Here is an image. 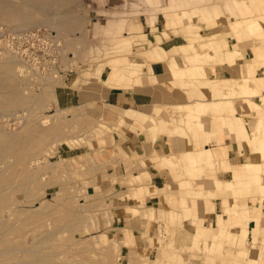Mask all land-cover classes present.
Returning <instances> with one entry per match:
<instances>
[{
	"label": "rangeland",
	"instance_id": "1",
	"mask_svg": "<svg viewBox=\"0 0 264 264\" xmlns=\"http://www.w3.org/2000/svg\"><path fill=\"white\" fill-rule=\"evenodd\" d=\"M11 1L17 5L21 2ZM236 1L54 0L52 14L48 17L39 15L40 23L36 25L0 19V222L6 223L8 231L13 232L7 237V245L42 248L43 253L36 257L44 255L46 264L258 262L255 254L261 247H257V243L264 237V226L260 225L264 223V187L256 181L246 187L215 184L214 198L227 197L226 193H231L235 206L226 209L225 213L236 215L237 211V219L248 227L247 235L244 227L239 234L224 228L223 216H219L217 225L209 226L215 231L206 233L203 222L193 221L191 223L198 225L197 233L185 237L183 222L191 217L188 200L212 199L202 187L191 183H184L185 195L180 191L174 193L179 198L176 205H171V195L166 196L167 206L171 205L177 212L159 210L157 213L151 209L141 214L149 230H153L154 224L159 227L157 236L153 232L156 240L150 239L148 234L145 236L148 249L131 248V242L123 244L108 235L116 216L130 213L136 218L139 215L135 209L125 212L114 202L116 197L123 195L117 192L116 185L123 186L126 182L107 175V164L112 163L113 155L117 156L109 149V142L120 141L128 135L156 140L162 130L170 126L176 129L175 134L191 132L194 127H204L201 118L209 113L220 115L225 126L233 132L231 118L235 109L231 102L206 103L209 104L207 113L200 114L188 108L197 102L181 109L174 105L147 107L141 111L120 110L101 102L64 110L58 107L56 98L59 89L69 84L79 88L88 82H100L108 71H112L107 83L110 86L126 78L128 81L133 79L132 86L150 87L177 74L174 81L202 79L207 82L204 68L226 59L212 49L215 58L206 56L211 39L218 41L223 52L239 49L223 44L218 27L225 22L223 17L226 16V24L232 32L228 35L237 37L239 43L255 40L263 44L264 28L249 32L245 22L253 14L264 13L263 0H255L262 5L260 13L246 11V14H242L241 8L233 7ZM230 18L236 22H231ZM157 23L184 36L188 45L170 52L163 50L160 38L146 36L143 32L145 25L147 32L155 34ZM204 29H212L213 33L203 36L201 31ZM254 53V62L259 63L254 66V62L246 61L242 79L247 75L256 76L257 68L264 65V49L261 52L259 48ZM238 55L234 52L230 57L236 59ZM177 56L183 58L184 65L177 61ZM137 58L143 61L138 62ZM153 61L161 62L166 69L155 74ZM5 64L11 74L6 72ZM179 68L181 71L174 74ZM245 83L242 80L208 81L207 86L220 96L231 91L245 98L261 97V103L247 102L245 113L249 120L244 119L241 124L243 139L238 136L244 145L253 139L260 147L258 151L247 148L252 160L234 168V183L239 185L241 180H248L249 169L256 171L260 166L259 174L264 184V93H257ZM140 112L146 115L145 122L135 119ZM161 161L164 166H175L171 157H163ZM198 165L204 169L198 171L199 175L212 179L216 165ZM191 167H195V162L183 169L189 177ZM109 180L113 187L108 186ZM138 181L141 179L134 180ZM248 198L254 206L248 213H257L254 215L257 218L245 213L243 200ZM258 201L259 208L256 207ZM250 224L254 226L252 242L248 241ZM227 225L230 227L228 222ZM206 236L212 240L206 241ZM263 261V257L259 259L260 263Z\"/></svg>",
	"mask_w": 264,
	"mask_h": 264
},
{
	"label": "crops",
	"instance_id": "2",
	"mask_svg": "<svg viewBox=\"0 0 264 264\" xmlns=\"http://www.w3.org/2000/svg\"><path fill=\"white\" fill-rule=\"evenodd\" d=\"M223 18L225 22L218 26L222 42L228 48L239 47L236 50L239 55L235 60L224 59L222 62H219V60L217 64L208 65L205 72L209 82L241 80L244 77L246 61L254 62V51L256 52L262 46L261 43L255 40L239 43L237 37L228 35L232 32L230 26L226 24V16ZM230 19L231 22H236L234 18ZM155 29L156 33L152 34L149 31L147 32L145 25H143L144 34L160 38L162 40L160 47L166 52L188 45V40L184 36L175 34L172 29L167 30L164 28L163 23H157ZM212 33V29L201 31V35L203 36ZM176 59L179 63H182L181 65H184L181 56H177ZM136 60L138 62L143 61L142 58H137ZM258 63L259 61H256L253 65L256 66ZM151 64L153 65L155 74L161 73L163 68L161 62L153 61ZM261 75H264V65L257 68L256 76L263 77ZM111 76L112 71H108V74L105 72L102 75L100 82H88L86 86H79V88L69 84L67 87L59 89L56 97L58 107L66 110L81 105L105 102L120 110L132 109L141 111V109L147 107H168L190 105L196 102L211 103L224 101L231 102L235 109V115L232 117L234 133L225 126L220 115L209 113L201 118L204 125L203 130L194 127L191 132L186 130L183 133L178 131L175 134L176 129L170 126L163 129L156 140L142 135H138L137 138L134 135H128L120 141L109 142V149L115 151L117 156L114 157L113 155L112 163L107 164V175L111 179H124L126 182L123 186L116 185L117 192L123 195L121 198H114V202L119 203L125 212L127 210L132 212V209H135L139 212V215L136 218L130 213H126L121 217L116 216L111 228L108 230V235L123 244L131 242L132 244L129 246L131 248L143 250L149 248V242L145 236L148 234L150 239L156 240L159 227L157 224H154L153 230H149L148 224L144 222L145 220L141 219L142 213L149 212L151 209H154L157 213L159 210L165 212L173 211L172 206L179 202V198L177 199V195H174V193H178L179 191L183 193L186 190L185 184L188 183L202 187L205 192H214L216 186L215 180L221 184L234 182V168L243 166L252 160L251 153L247 151L246 144H242V140L239 141L240 137L242 136L241 138L243 139L244 136L241 132V124L244 123V119H248L246 118L248 115L245 113L247 102L261 103L262 101L261 97L250 99L235 95L231 91H226L225 96H220V93H216L212 88L207 86L208 81L206 82L202 79L170 80L148 87L146 85L132 86L133 79L128 81L125 78L121 82L110 86L107 83H109ZM136 118L139 122H145L147 117L140 112L136 115ZM236 123H239V125ZM250 132L248 130V134ZM239 135L241 136L238 137ZM201 150L211 151L217 163L214 169L216 173H212V179H208L203 174L199 175L200 170H204L199 167L189 168L191 177L187 176V173L183 171L184 168L189 166V154H194V152L196 153ZM163 157H171L175 162V166L173 168L164 166L161 161ZM145 163L147 164L145 165ZM193 175L195 176L192 177ZM138 178L141 181L134 182ZM113 185L109 180L108 186L113 187ZM249 191L251 194L253 193L252 188ZM171 192L172 194H170ZM167 195H171L172 197V206H167ZM226 195L227 197H217L211 200L207 199V201L203 199L197 201L188 200L191 208L189 215L191 217L183 222L182 231L185 237L197 233L198 225L191 222H203L205 227L212 226L214 228L218 223L219 216H223L222 226L224 228H228L229 231L236 234L241 233V227L245 226L240 223L236 215H227L225 213L226 209L231 210L235 206L231 193L227 192ZM246 203L250 213L254 207L253 202L248 198ZM256 207H260L259 201L256 203ZM174 211L177 212V210ZM258 212L261 211L258 210ZM250 215L253 218H257V216H254L257 213H251ZM230 219H232L231 222L229 221ZM227 222L230 227H228ZM253 229L254 226L250 224L248 237V241L250 242L254 239L252 234ZM153 232L156 235L154 237ZM125 247L127 248L128 246L126 245ZM257 247H261V250L255 254L258 261L256 264H264V261L259 262V259L262 257L264 259V237H260Z\"/></svg>",
	"mask_w": 264,
	"mask_h": 264
},
{
	"label": "bare ground",
	"instance_id": "3",
	"mask_svg": "<svg viewBox=\"0 0 264 264\" xmlns=\"http://www.w3.org/2000/svg\"><path fill=\"white\" fill-rule=\"evenodd\" d=\"M53 2H54V0H21V2L17 5L15 2H12L11 0H0V19L9 20V21L21 20V21H24V25H28V26L36 25L37 23H40L39 19L41 17L38 18L39 15L40 16L42 15V17L43 16L44 17H48V16H50L52 14L51 13V9H52ZM236 2H237L236 5H234L233 7L241 8L242 9L241 10L242 14H246L247 12H253V13L257 12L258 13L262 9V5L259 2H256L255 0H249V2H246L245 0H238ZM27 6H31L34 9L30 11V10H28L26 8ZM235 14L237 15V13H235ZM210 17H211V14H210ZM250 17L251 18H249V19H247L245 21V22H247V30L249 32L260 31V30H262L264 28V13H261L258 16L253 14ZM43 22H48V21L44 20ZM211 41H212L211 42L212 44H211V46L208 44V46L206 47L207 51L205 53L206 56L209 57V59L213 60L215 58L214 57L215 55L213 54L212 50L217 51L216 53L218 55H223V56H225L226 59H229V60H235L232 57H230L231 53L235 52L236 54H239L237 51L231 50V49H230V51L223 52L222 48L219 46V43H218V41L216 39L212 38ZM262 42L264 44V37L262 38ZM263 44H261L262 46L260 47L262 49H264V47H263L264 45ZM262 49H260L261 52H262ZM10 57H12L13 59H16L15 56L11 55ZM5 68H6V72L8 74H11V69L9 67H7L6 64H5ZM162 69H166V68L163 67ZM181 69L182 68L177 69V71H175L174 74H177L179 71H181ZM204 71H205V68H204ZM205 74H206V72H205ZM177 76H178V74L176 76H174V77L170 76L169 80L167 79V81H170V80L172 81L175 77L178 78ZM241 80L244 83L246 81L248 82V83H245V85H247L248 88H253V90H255L257 93H261V94L264 93V79L258 78L256 76L247 75L246 78L241 79ZM126 90H128V89H126ZM209 104H206L205 102H197V104H195L192 107H191V105L190 106L188 105L189 107L186 106V105H181V106L179 105L177 107L180 108V109L181 108H187V107L188 108H192L195 112H198L200 114L204 113V111H205L204 114H206L207 113L206 109L208 108ZM213 105H217V104L214 103ZM258 105L259 104H257V106ZM231 120H232V118H231ZM200 129L203 130V126ZM232 130H233V125H232ZM246 146H247V148L249 150L251 149L252 151H258V149H259L258 147H260V143H255V141L253 139H251L250 141H248L246 143ZM193 162H195V167H200L201 165H198V164H201V163H204L208 167L211 166V165H216L215 159H214L211 151H208V150H201V151H198L196 153L194 152V154H192V153L189 154L188 164L193 163ZM259 167L260 166H258L256 168L257 169L256 171H255V169H249L248 175H247L248 176V180H241L239 182L240 183L239 185L234 183V182L226 183V184H231V185H233V187H234V185L240 186V187L241 186H245L246 187V186H250L252 184V182L256 181V182L260 183L261 187H264V184L261 182L262 180H261L260 174H259V172H260V168ZM263 172H264V170H262V173ZM215 184L218 185V186L220 185V183L218 181ZM183 193H184L183 195H185L186 191H183ZM207 194H208V198H212L213 199L214 196H215V191L214 192L213 191H211V192L209 191V192H207ZM174 195H176V194H174ZM179 197H180V194H179ZM243 205L245 207L244 210H245L246 215L249 216L250 214L248 213V205L246 203V200H243ZM1 206L2 205H0V207ZM234 214L237 215L238 212L236 211V213H234ZM4 216H5V214H4ZM6 217H8V216L6 215ZM1 224L2 223L0 222V225ZM5 224H2L3 226L0 228V264H46L47 260H46V257L44 255L41 256L40 258L36 257L39 253H43L41 251V250H43L42 248H38L37 247L38 249L37 248L32 249V248L26 247L24 245H20V246L7 245V242H8V238L7 237L11 235L12 231L11 232L8 231V226L5 225ZM260 225L264 226V223L261 222ZM203 229H205V228H203ZM206 229H207L206 233L210 232L211 230L215 231V229H211V227H206ZM244 231H245V235H247L248 227H244ZM211 237H213V236H211ZM209 240H212V238L206 236V241L209 242ZM244 240H246V237L244 238ZM254 247L256 248V246H254ZM243 254H245V256H246V253H243ZM21 255H24V256L22 257ZM236 264H238V263H236Z\"/></svg>",
	"mask_w": 264,
	"mask_h": 264
}]
</instances>
